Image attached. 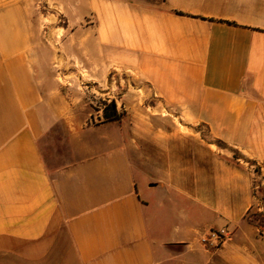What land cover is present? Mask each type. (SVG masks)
Instances as JSON below:
<instances>
[{
    "label": "crops",
    "instance_id": "1",
    "mask_svg": "<svg viewBox=\"0 0 264 264\" xmlns=\"http://www.w3.org/2000/svg\"><path fill=\"white\" fill-rule=\"evenodd\" d=\"M91 7L92 39L50 41L59 60L0 13V264H264L247 220L264 211V0ZM85 73L120 121L79 118L66 92Z\"/></svg>",
    "mask_w": 264,
    "mask_h": 264
},
{
    "label": "rangeland",
    "instance_id": "2",
    "mask_svg": "<svg viewBox=\"0 0 264 264\" xmlns=\"http://www.w3.org/2000/svg\"><path fill=\"white\" fill-rule=\"evenodd\" d=\"M93 0H0V13L7 11L10 15L6 18H19L23 21L22 26L26 24L28 35L35 36L37 41V50L44 57L46 51L51 50L53 59H60L58 56L60 44L51 43L54 38L60 40L61 37H67L73 34L83 35L86 39H92L96 17L92 11ZM137 6L146 8H157L163 0H126ZM86 52H92V44L88 43ZM43 60V59H42ZM56 69V67L54 66ZM54 69V70H55ZM59 77V76H58ZM59 81L66 83L68 80L63 76ZM62 78V79H61ZM90 76L84 75V85L82 89L74 88V91H67L71 101L79 100L76 109L80 119L84 120L85 125L99 124L103 121V115L97 112L106 108L107 102L96 94V87L90 80ZM124 82L127 77L123 76ZM90 82V83H89ZM86 86L90 88H86ZM73 88V87H71ZM153 103V101H151ZM252 212H262L257 208ZM264 240V234L261 236Z\"/></svg>",
    "mask_w": 264,
    "mask_h": 264
},
{
    "label": "trees",
    "instance_id": "3",
    "mask_svg": "<svg viewBox=\"0 0 264 264\" xmlns=\"http://www.w3.org/2000/svg\"><path fill=\"white\" fill-rule=\"evenodd\" d=\"M181 14V13H179ZM124 117L123 113L118 112L117 105L115 101L110 102L103 112V122H112V121H120ZM214 143L224 149H230L235 159H245L250 165H254L252 160L245 158L240 155L239 152L231 147H229L226 143L215 140ZM256 174L260 176V171L256 169ZM254 195L262 202L264 206V186L262 181L254 183ZM247 220L250 224L257 227L260 230L261 236L264 234V211L262 212H250L247 216Z\"/></svg>",
    "mask_w": 264,
    "mask_h": 264
},
{
    "label": "built area",
    "instance_id": "4",
    "mask_svg": "<svg viewBox=\"0 0 264 264\" xmlns=\"http://www.w3.org/2000/svg\"><path fill=\"white\" fill-rule=\"evenodd\" d=\"M228 231L225 229L222 230H218V231H212L211 232V238H215L216 239V244L219 245L221 244L223 241H225L228 237ZM208 239L203 240V243L207 244Z\"/></svg>",
    "mask_w": 264,
    "mask_h": 264
}]
</instances>
